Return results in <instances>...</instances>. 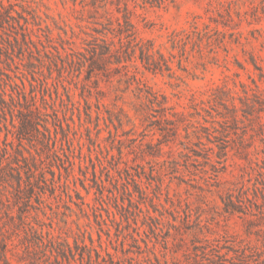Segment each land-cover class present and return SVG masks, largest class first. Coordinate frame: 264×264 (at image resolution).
<instances>
[{
    "label": "rangeland",
    "instance_id": "obj_1",
    "mask_svg": "<svg viewBox=\"0 0 264 264\" xmlns=\"http://www.w3.org/2000/svg\"><path fill=\"white\" fill-rule=\"evenodd\" d=\"M92 3L0 0V13L16 24L4 27L0 17V60L7 72L0 74V164L8 172L34 171L24 174L39 185L31 221L72 245L84 238L89 243L90 235L98 248L101 243L127 264L130 258L140 264H212L204 253L208 240L224 252L230 246L231 255L237 247H252L264 258V126L241 110L233 119L231 101L213 99L225 88L238 98L240 82L257 78L251 54L264 68V0L161 6L129 0L138 35L152 39L171 67L157 73L136 57L127 69L111 64L107 73L80 68L97 38H114L108 28L122 16L115 4L101 9ZM17 21L29 32L27 45L13 41L17 32L21 38ZM149 92L166 99L165 111L146 98ZM34 97L45 138L21 139V114L11 109L21 105L18 99ZM200 129L203 139L196 137ZM214 130L209 140L207 132ZM48 136L56 152L47 147ZM223 145L226 155L220 157ZM16 189L15 177L0 175L4 218ZM229 197L244 198L248 214L227 211ZM10 256L13 264H27Z\"/></svg>",
    "mask_w": 264,
    "mask_h": 264
},
{
    "label": "trees",
    "instance_id": "obj_2",
    "mask_svg": "<svg viewBox=\"0 0 264 264\" xmlns=\"http://www.w3.org/2000/svg\"><path fill=\"white\" fill-rule=\"evenodd\" d=\"M176 0H142L144 3H148L153 6H161L168 2H174ZM108 3L115 4L117 11L122 16L117 17V25L108 28L114 38H108L102 36L97 38L96 42L92 44L89 50V55H85L82 59L80 68L86 67L88 74H99L102 72H109L111 64H122L124 68H128L129 65L126 62L130 61L133 57L140 59L145 68L153 72H163L164 70H170L171 67L166 59L164 53L155 48V43L152 39H144L138 35L136 26L132 21V11L129 7V0H93V5L96 8L106 9ZM2 25L5 27H15L14 18L10 14L3 15L0 13ZM112 23V22H110ZM17 25L20 26V32H17L13 36V41L18 44H29L27 28L23 24L17 21ZM117 38V40L115 39ZM30 39V38H29ZM100 40V41H99ZM22 45V50L23 46ZM30 50V48L28 47ZM139 49V53L136 51ZM59 53V52H58ZM60 54V53H59ZM1 59V56H0ZM38 61L45 64L44 59L40 56ZM89 61V62H88ZM255 70H257V78L250 76L251 82H240L241 92L238 93V98L235 95L230 94L228 89H219L213 94V99L216 102L227 105V101H231V116L233 119L239 118V110L242 111V115L250 122H255L259 127H263L264 123L261 119V112L264 111V68L258 63L257 57L251 54L249 58ZM244 69L245 66L241 64ZM0 74H7L2 61L0 60ZM1 82V81H0ZM3 97L5 99L6 92L3 90ZM12 100H16L14 96L10 95ZM159 95L156 92H149L146 98L155 103L160 110H166V99H158ZM236 99H239L241 106L237 104ZM19 107H13L11 110L19 112V138L27 139H42L45 133L40 129L41 121V109L37 105V100L34 97L33 102L26 99L25 103H22L20 99ZM167 117V114L164 113ZM174 127H177L173 123ZM205 126H202L204 129ZM47 129V126H45ZM201 130V129H200ZM198 130L196 137L203 139V130ZM213 132H207V138L210 140L215 134ZM217 137V136H215ZM47 147L56 152V148L52 147V136L47 137ZM51 141V145H50ZM202 141V140H201ZM200 141V142H201ZM46 145V144H45ZM53 148V150H52ZM225 146H220L219 156H225ZM28 157L23 155V159ZM209 158V157H208ZM19 167H22L18 163ZM6 164H0V175H11L15 177L17 181V198L14 203H9L5 210V218L0 215V264H13L10 253L17 257L18 261L25 262L27 264H127L125 259L117 258L112 252L102 248V244L99 247L95 244V240L89 235V243L86 238L81 242L75 240V244L72 245L69 241L60 237H56L50 232H46L41 226H36L30 219L29 206L32 203V197L35 194V187H39L31 179H25L24 174L34 172L30 167L22 172L17 173L12 171H5ZM3 168V170H2ZM43 171L45 168L42 169ZM264 174V172H263ZM33 176L32 174L30 175ZM46 185L50 182L48 179L43 180ZM37 184V185H36ZM54 184V183H53ZM263 188H260L261 198L264 204V180ZM55 187V186H54ZM258 190V188H257ZM250 201V198L245 197ZM257 200V199H256ZM244 198H239L238 202L233 197H229L225 200V209L229 212H243L247 213L245 208L247 205H243ZM257 205V203L255 202ZM24 206V207H23ZM261 217L264 218V211H259ZM254 224L252 219L247 220V232L253 233ZM258 233V230L257 232ZM207 247H205L204 253L211 255L209 261L212 264H252L254 260H258L260 257L264 260L262 252L255 248L237 247L233 249L234 255L230 254L232 248L228 246L227 251H222L224 246H220L214 241H209ZM254 256H260L255 259ZM129 264H140L138 260L130 258ZM238 259V261H236Z\"/></svg>",
    "mask_w": 264,
    "mask_h": 264
}]
</instances>
